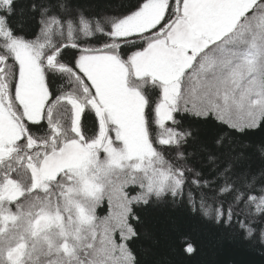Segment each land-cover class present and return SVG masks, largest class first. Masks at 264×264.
I'll list each match as a JSON object with an SVG mask.
<instances>
[{
    "label": "snow or ice",
    "instance_id": "snow-or-ice-1",
    "mask_svg": "<svg viewBox=\"0 0 264 264\" xmlns=\"http://www.w3.org/2000/svg\"><path fill=\"white\" fill-rule=\"evenodd\" d=\"M257 133L264 0H0V264H170L164 205L264 249Z\"/></svg>",
    "mask_w": 264,
    "mask_h": 264
},
{
    "label": "trees",
    "instance_id": "trees-1",
    "mask_svg": "<svg viewBox=\"0 0 264 264\" xmlns=\"http://www.w3.org/2000/svg\"><path fill=\"white\" fill-rule=\"evenodd\" d=\"M90 2L94 10L107 11L115 4L134 5L136 0H90ZM262 136L264 134L257 133L251 139L258 142ZM147 215L159 241L154 246L156 256L165 258L170 264H264V249L252 247L239 235L214 227L200 216L190 214L186 207L164 205L149 210ZM174 224H178L180 229L195 241L199 249L195 256L188 258L179 251H172L171 237Z\"/></svg>",
    "mask_w": 264,
    "mask_h": 264
},
{
    "label": "rangeland",
    "instance_id": "rangeland-1",
    "mask_svg": "<svg viewBox=\"0 0 264 264\" xmlns=\"http://www.w3.org/2000/svg\"><path fill=\"white\" fill-rule=\"evenodd\" d=\"M105 208H106V205H105ZM98 214H100V215H104L105 212H104V211H100V210H98Z\"/></svg>",
    "mask_w": 264,
    "mask_h": 264
}]
</instances>
